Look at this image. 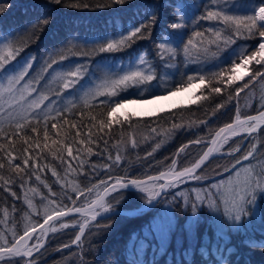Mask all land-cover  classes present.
Returning a JSON list of instances; mask_svg holds the SVG:
<instances>
[{
  "label": "trees",
  "instance_id": "1",
  "mask_svg": "<svg viewBox=\"0 0 264 264\" xmlns=\"http://www.w3.org/2000/svg\"><path fill=\"white\" fill-rule=\"evenodd\" d=\"M76 2L78 0H65L62 4H53L50 0H0V4H11V7L0 15V43L7 39L16 42L27 40L32 23L43 21L45 18L49 20L48 24L39 30L38 35L31 38L17 59L7 66L8 69L16 62L22 61L21 59L28 54L36 58L33 61V69L29 73L31 77L40 70L45 60L49 62L56 60L57 63L53 64L52 69L63 72L75 68L77 64H88L89 69L96 61L122 60L142 51L154 76L153 81L162 77L165 81L167 80V83L170 80L172 82L161 90L144 93L134 91L133 89L138 86H132L128 89V93L111 98L113 102L120 98H149L169 92L181 84L186 85L187 76L196 73L205 75L206 81L204 86L196 90L195 96H208V100H201L195 104L190 102L176 105L150 115H128L131 116L130 121L121 125L114 124L111 130H106L109 135L101 134L104 140L109 141L107 147L101 140L97 142V145H92L94 154H80L82 159L88 161L83 170L77 167L76 171L65 173L66 165L61 167L60 161L53 160L46 151L44 153L46 159H42L41 163L57 168L60 175L65 178L62 181V183L66 181L65 189L72 197L68 200L62 195L59 196L58 203L62 201L66 208L89 202L101 188L94 190L91 195L88 194L87 188L92 184H99L101 179L110 182L115 177L123 179L144 177L167 169L173 160L177 161L175 170L189 166L204 150L206 140L213 132L232 119L237 107L244 116L257 112L264 105V99H262L264 98V80H257L240 94L238 101L233 100L225 108L220 109L215 116L210 115L211 108L220 103L221 99L227 98V92L242 86L249 77L238 81L232 88L216 96L209 94L211 85L208 83V74L219 71L220 68L227 69L241 52L250 53L255 50L259 42L258 38H236L235 43L228 46L221 44L219 48L216 45L207 44L205 40V46L209 52L207 54L201 52L196 63L186 61L182 51L183 45L177 38L173 40L172 46L176 47V44H180V50L176 53L165 52L162 58L158 51L161 35L162 33L166 35L168 25L173 20L171 10L164 6L165 0H129L123 5L105 8L95 7L101 0H86L92 5L91 7L66 6ZM207 2L210 5V0ZM190 3L193 7L187 12L189 21L205 11L203 7L205 0H190ZM221 3L222 10L228 14H251L252 9L248 5L258 4L259 0H227V2L221 0ZM153 9L159 11V19L150 37L138 39L117 53H93L94 48H98L111 39H118L139 26ZM208 27L221 28L223 25L215 21H199L198 24L183 30V42H187V38L193 31H205V36L210 39L211 36L206 31ZM213 52L216 53L215 56L212 55ZM61 55L66 58L61 60ZM169 57L174 58L168 59ZM253 67L259 66L253 65ZM162 68L168 69L170 76L160 75ZM49 71L45 73L42 83L52 80L53 75H49ZM56 86V82L49 85L50 88ZM41 87L40 84L37 85V88ZM141 94H143L142 97ZM104 99L105 97H101L96 103ZM76 104L78 108L83 106V102ZM70 116L71 113L65 114V118ZM105 116H107L106 112ZM75 117L79 121L81 112L77 110ZM121 119L123 120V116ZM201 120L205 123H200ZM83 121L84 127L80 130L87 135L89 125L86 115ZM177 124L181 127L173 129V125ZM153 129L156 131H152ZM51 135L53 139L56 138L54 132ZM242 137L244 136L238 135L230 138L221 148V155L212 156L201 166V169L197 170L198 174H207L213 179L186 182L176 189H168L166 194H162L157 202L145 211L112 213L98 217L95 221L90 220L85 225V232L81 234V241L76 244L71 242L86 217L84 215L62 217L53 223L57 232H48L43 247L33 253V256L5 258L0 261V264H21L25 261H31L33 264H264V191L257 193L254 213L245 208L246 215H242L240 223L232 226L226 222L222 230L216 229L215 217L208 208L199 207L196 213L192 214L190 204L185 209L183 198L175 195L176 191H183L191 201L193 197L190 185H208L221 178L217 175L222 173L220 166H230L235 158L241 157L240 154L247 153L249 150L253 151V156L249 157V161L254 163L253 169L256 171L264 169V125H261L256 133L247 134L243 142ZM197 139L202 142L195 143ZM133 141L136 143L135 147L132 146ZM77 146L79 145H74V147ZM182 148H184L183 152L180 151ZM98 149H104V153L95 154ZM232 149L238 150L231 153ZM109 155L113 159L116 155L121 156L119 163L112 167L111 174L101 167L104 164L112 165ZM72 163L75 167L76 161ZM93 165L97 166L96 171L89 177L86 173L92 172ZM0 174L8 175L6 170H0ZM38 174L41 175L44 183L52 187L53 191L58 194L62 192L60 185L55 183L56 177L51 175L50 170L41 171ZM226 174L223 173L224 176ZM44 183L36 181L35 176H31L25 185V189H37L36 193L28 192V197L39 209V215L28 209L24 200V190L19 184L10 185V191L0 188V220L5 221L0 224V232H4L9 239H11L12 231L22 234L26 224L43 220L41 199L42 196L48 195V189L44 187ZM73 187L82 190L83 194L78 195L72 192ZM11 191H15L17 196L13 197ZM119 191L124 197L119 204L116 203L119 199L117 193H110L104 198L106 203L114 205V209L136 208L143 205V200L146 198L145 194L133 188ZM165 204L169 206L173 220L168 229L167 238L160 239L152 232L151 223L160 215ZM5 208L9 212L7 220L4 218ZM62 224L68 226L63 228ZM145 229L151 230L150 236L143 235Z\"/></svg>",
  "mask_w": 264,
  "mask_h": 264
},
{
  "label": "snow or ice",
  "instance_id": "2",
  "mask_svg": "<svg viewBox=\"0 0 264 264\" xmlns=\"http://www.w3.org/2000/svg\"><path fill=\"white\" fill-rule=\"evenodd\" d=\"M128 2L129 0H101L95 7L105 8L123 5ZM50 3L62 4L65 3V0H50ZM66 6L89 8L92 5L86 0H78V2L66 4ZM164 6L171 10L173 20L168 25L166 35L164 33L161 35L158 51H160L162 58H164L163 53L165 52H178L180 44H182L186 61L196 63L201 52L204 54L209 52V49L205 46V40L207 44L216 45L219 48L221 44L228 46L235 43V39L240 37L259 39L255 50L250 53L241 52L227 69L220 68L219 71L208 74V83L211 85L209 94L216 96H220L227 89L232 88L238 81L249 77V80L242 86L227 92V98L221 99L220 103L215 104V107L210 110V115L215 116L229 102L238 101L240 94L248 89L253 82L264 80V0H259L258 4L248 5L252 9L251 14H228V12L222 10L221 0H210V5L205 0L203 5L205 11L201 15L193 17L190 21L187 19V12L193 7L190 0H165ZM8 7H11V4H0V15ZM158 19L159 11L153 9L149 12L147 19L139 26L130 30L126 35H121L118 39H111L98 48H94L93 53H117L129 47L138 39L150 37ZM199 21H215L222 24L223 27H208L206 31L210 34V39L205 36V31H193L191 36L187 38V42L184 43L183 30L191 25L198 24ZM48 22L49 20L45 18L43 21L32 23L27 40L16 42L7 39L0 43V170H6L8 173V175L0 174V188L4 191H10V185L19 184L21 189L24 190V200L28 209L37 215L40 214L39 209L28 197V192L36 193L37 189H25V185H27L31 176H35L36 181L44 183L38 173L50 170L51 175L56 177L55 183L60 185L62 192L58 194L53 191L49 184L44 183V187L48 189V195L42 196L41 199L43 222L26 224L22 234L12 231L11 239L4 232H0V261L11 257L33 256L35 251L43 247L44 237L47 233L57 232V228L53 226L55 221L60 220L72 211L77 213L86 211L81 207H67V210H65L66 206L62 204V201L58 203V198L61 195L68 200H71L72 197L65 189L66 181L62 183L65 178L60 175L57 168L50 164L41 163L42 159H46L44 153L47 151L53 160H59L61 167L66 165L64 168L65 173L76 171L77 167L83 170L88 161L82 159L80 154H94L92 145H97V142L101 140L104 146L107 147L109 141L104 140L101 134L109 135L106 130H111L114 124L121 125L131 120V116L121 114L123 115L122 120L121 116L117 115V111L127 104L136 103V100L120 98L113 102L111 98L120 96L121 92L127 91L132 86L146 84L154 79L153 75L145 74L140 70L125 72L119 78L111 81L110 84L98 85L85 90L80 98L83 102L82 108H78L77 104L71 99L68 100V107L65 108H55L56 100H51L45 104V101H49V95L45 94L44 91H39L37 85L45 79V73H48L57 61L52 60L49 62L45 60L40 70L31 77H29V73L33 69L35 57L26 59L19 71H12L7 66L17 59L31 38L37 36L39 30H42ZM177 38L181 42L173 47V40ZM212 55L215 56L216 53L213 52ZM65 58L63 55L60 57L61 60ZM172 58L174 57L168 59ZM141 63H143V57H141ZM253 65L259 67H253ZM87 73L88 64H77L75 68L67 71H57L52 76V80L45 85V89L60 98L65 91L75 89ZM26 77L29 78L26 79ZM195 81H198L200 86H204L206 76L199 73L188 75L187 88L196 87ZM52 82H56L57 86L55 88L49 87ZM185 90L184 84H181L173 90H169V95ZM33 93H37V95L33 96ZM142 96L143 94H141ZM99 97H105V99L100 100L97 104L96 101ZM153 99H156V97H153ZM201 100H208V96L196 95L191 103L195 104ZM77 110L81 112L79 121L75 117ZM105 112L107 116H105ZM66 113H71V116L65 118ZM208 114L206 111V115ZM85 115L89 125L87 135H84L80 130L84 127L83 117ZM200 123L203 124L205 121L201 120ZM261 125H264V105L261 106L258 114L244 115L243 118L239 107H237L235 120L232 123H226L215 132L214 138L211 139V146L190 167H184L183 170L177 171L175 170L177 161L173 160L167 172H161L158 176H148L147 181L138 178L126 180L115 177L112 183L101 179L99 184H92L91 187L87 188L88 194L91 195L94 190L102 188L103 195L98 193L97 198L91 201L89 209L92 212L91 220L95 221L100 212L109 213L114 210V205L106 203L104 199L109 193H117L119 199L116 200V203L119 204L120 200L124 198L123 193L119 190L131 187L145 194L144 205L153 206L157 202V198L161 197L162 194H166L168 189H176L179 185L190 180L200 182L213 179L207 174H198L197 170L201 169V166L211 154L214 152L219 153L231 137L243 133L251 135L256 133ZM179 127L181 125H173V129ZM73 130L75 131L73 132ZM152 131L155 132L156 129ZM53 132L55 139L51 135ZM201 142L200 139L195 141V143ZM77 144L79 146L74 147ZM132 146H136L135 141L132 142ZM157 147H159V144H157ZM185 148H187V145H185ZM237 150L232 149V153ZM180 151L183 152L184 148ZM103 153L104 149H98L95 154L102 155ZM252 156L253 151L249 150L243 156V160H248ZM108 158L112 160V165L104 164L101 167L107 169L111 174L112 167L119 163L121 156L116 155L113 159L109 155ZM72 161H76L75 167ZM237 165H240V167L237 168ZM96 167L93 165L92 172L86 173V175L91 177L92 173L96 171ZM220 167L222 173H217V175H220L221 178L207 186L202 185L192 188L191 192L194 197L191 201L183 191H178L175 195L183 198L185 209L190 204L192 214H195L199 207L221 211V206H223L225 216L229 218L234 216L236 221H239L242 215H246V205L256 200V193L264 191V169L256 171L250 165L245 167L239 158H235V163H232L230 167L228 165H221ZM223 173H227V176L225 177ZM162 180L164 183H157ZM89 183L91 184V179H89ZM72 192L78 195L83 194V191L76 187L72 188ZM11 195L16 197L17 193L11 191ZM73 203L75 202L73 201ZM97 208L100 211H96ZM3 212L4 218L7 220L8 209L5 208ZM4 222V220H0V224ZM67 226L66 224L61 225L63 228ZM79 231L83 234L85 225H81ZM30 241H34V243L30 244ZM79 241H81V235H77L73 243ZM26 264H33V262L28 261Z\"/></svg>",
  "mask_w": 264,
  "mask_h": 264
},
{
  "label": "rangeland",
  "instance_id": "3",
  "mask_svg": "<svg viewBox=\"0 0 264 264\" xmlns=\"http://www.w3.org/2000/svg\"><path fill=\"white\" fill-rule=\"evenodd\" d=\"M257 46H258V44H257ZM31 57H33L31 54L26 55L25 57H23L21 59L22 61L16 62L15 65L10 66L9 69H11L12 71H19V69L23 66L24 62L26 61V59L31 58ZM141 57H143V63H141ZM165 64H166V62H165ZM135 70H140V71H143L145 74H151L152 75V73L150 71L151 69L149 68V66L147 64L145 57H144V53L142 51L135 53L130 58H125L122 60H119V59L105 60L104 59V60L96 61L93 65H91L89 67L87 75L83 78V80L80 81V83L76 86V88L65 91L62 94V97H60V98H58L54 93H49L45 89V85L48 84L47 81H45L44 83L40 82V86H42V87L37 88V89L39 91H44L45 94L49 95V101H45V104L49 103L51 100H56V104L54 105V107L55 108H63V107L68 106L67 102L69 99L73 100L75 103L82 102V100L80 98L83 95V92L85 90H87L89 88H94L98 85L110 84L111 81L119 78V76L123 75L125 72H130V71H135ZM161 70H162V72H160V75L167 76V77L170 76V71H168V69L162 68ZM57 71H58L57 69H52V71L51 70L49 71V75H54L55 72H57ZM171 82H172V80H170L167 83V80L165 81L164 78L159 77V79H157L155 81L152 80L146 84L139 85L138 87H136V89H133V90L137 91L138 93H144L147 91H149V92L150 91H158V90L163 89L165 86L169 85ZM194 83L196 84V87L187 88V84H186L184 86H185L186 90H188V91H186V90L181 91L179 93H175L174 95H169V92H166V93L154 95V96L149 97V98H131L130 100H136V103H130V104L125 105L123 108H121L117 111V115H120V116H123L121 114H126V115L135 114V115H139V116L150 115V114H153V113L158 112L160 110H164V109L174 107L176 105H180V104L183 105V104L190 103L195 98L196 90L200 87L198 81H195ZM128 92H129V90L121 92L120 96H122ZM35 95H37V93H33V96H35ZM120 96H118V97H120ZM153 97H156V99H153ZM100 98L101 97H99L98 99H100ZM135 115H133V116H135ZM220 127H218V128H220ZM240 135L244 136V137H242V142H243L247 134L243 133ZM231 138H233V137H231ZM208 140H206V145H207ZM221 154L222 153H220V152L215 153L214 156L221 155ZM244 154H246V153H244ZM244 154L242 153V154H240V156H242ZM249 159L245 160L242 164L245 167L250 165L253 168L254 163L252 161H249ZM239 167H240V165L237 166V168H239ZM167 169H169V167ZM226 176H227V174L225 175V177ZM219 179L220 178H218L216 180H219ZM214 181H212V182H214ZM187 182H191V180L187 181ZM212 182H210V183H212ZM157 183H159V181ZM200 186H202V185H197V186L196 185L195 186L190 185V192H191L192 188L200 187ZM203 186H207V185H203ZM177 192L178 191H176V193ZM258 193H261V191ZM191 196L194 197V194L192 192H191ZM256 196H257V193H256ZM256 199H257V197H256ZM255 202H256V200L253 203L246 205V208L249 209V211H252V213H254V211L256 210V206H255L256 203ZM209 210L211 211V213H213V215L215 217L214 221H215V227L217 230H222L224 228V223H226V222L232 226H235L236 224L240 223V220L236 221L234 216L231 218H229L228 216H225L223 213V206H221V211L220 210L213 211L211 209H209ZM96 211H100V210L97 208ZM100 213H103V212H100ZM172 220H173V218H172L169 206L167 204H165V207H164V209L161 210L160 215L158 217H156L155 220L152 221V223H151V228H153L152 232H154L156 235H158L160 239H162V238L166 239L167 234H168V229H169L170 225L172 224ZM149 231H151V230L145 229L143 232V235L150 236L151 232L149 233ZM33 243H34V241H33ZM72 244H76V243L72 242ZM26 262H28V261H25L21 264H26Z\"/></svg>",
  "mask_w": 264,
  "mask_h": 264
},
{
  "label": "water",
  "instance_id": "4",
  "mask_svg": "<svg viewBox=\"0 0 264 264\" xmlns=\"http://www.w3.org/2000/svg\"><path fill=\"white\" fill-rule=\"evenodd\" d=\"M261 110V109H260ZM259 111V110H258ZM258 111L257 112H255V113H251V114H248V115H256V114H258ZM242 118H243V116H242ZM235 120V116L229 121V122H227V123H232L233 121ZM226 124V123H225ZM225 124H223L221 127H223ZM220 127V128H221ZM217 131V130H216ZM215 131V132H216ZM215 132L211 135V137H210V139L207 141V145H206V147L204 148V150L201 152V154L197 157V159H199V157L201 156V155H203V152H205V151H207V148L208 147H210L211 146V139L212 138H214V134H215ZM215 155V153H213V154H211L210 156H209V158L208 159H210L212 156H214ZM245 155V154H244ZM244 155H242L239 159H241V161H242V163L245 161V160H243V156ZM196 159V160H197ZM207 159V160H208ZM195 160V161H196ZM206 160V161H207ZM194 161V162H195ZM205 161V162H206ZM194 162H192L189 166H187V167H190ZM233 163H235V161L233 162ZM231 166V165H230ZM229 166V167H230ZM238 166V165H237ZM181 170H183V168H181V169H178L177 171H181ZM168 171V169H165V170H163V171H159V172H157V173H153V174H150V175H147V176H144V177H139L138 179H141V180H144V181H147V179H148V176H158L161 172H167ZM131 179H136V178H128V179H126V180H131ZM112 182H114V180L113 181H110L109 183H112ZM159 183H164V181L162 180V181H159ZM126 189H131V187H129V188H126ZM100 195H103V189L101 188L100 189V191L98 192ZM97 193V194H98ZM97 194L89 201V202H87V203H85V204H83V205H79V206H72V208H75V207H81V208H84L86 211L84 212V213H77V212H75V211H72V212H70V213H68V215H66L65 217H67V216H71V215H84L85 217H86V220L82 223V225H86L90 220H91V215H92V212L89 210L90 209V206H91V201L92 200H94V199H96L97 198ZM110 194V193H109ZM106 197V196H105ZM104 197V198H105ZM159 198V197H158ZM157 198V199H158ZM151 206H146V205H141V206H138V207H136V208H133V209H114V210H112V211H110L109 213H100L98 216H97V218L98 217H103V216H107V215H110V214H112V213H133V212H142V211H145V210H147L148 208H150ZM65 210H67V208H65ZM43 222V220L42 221H40L39 223H42ZM81 233H80V231H78V233H77V235H80ZM45 238H46V236L44 237V240H45ZM75 240V238L73 239V241ZM72 241V242H73ZM36 252V251H35ZM34 252V253H35Z\"/></svg>",
  "mask_w": 264,
  "mask_h": 264
},
{
  "label": "bare ground",
  "instance_id": "5",
  "mask_svg": "<svg viewBox=\"0 0 264 264\" xmlns=\"http://www.w3.org/2000/svg\"><path fill=\"white\" fill-rule=\"evenodd\" d=\"M186 91H188V90H186ZM219 130V128L217 129V131ZM215 153V152H214ZM144 205V204H143ZM153 229V228H152ZM149 233H150V231H149ZM140 241V240H139ZM134 246V245H133ZM138 255V254H137ZM144 257H145V255H144ZM142 262H143V260H142ZM143 264V263H142Z\"/></svg>",
  "mask_w": 264,
  "mask_h": 264
}]
</instances>
